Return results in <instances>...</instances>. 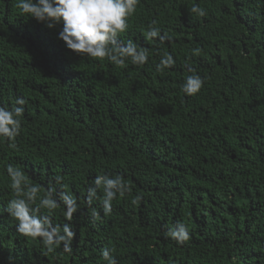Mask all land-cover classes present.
Instances as JSON below:
<instances>
[{
	"label": "trees",
	"instance_id": "trees-1",
	"mask_svg": "<svg viewBox=\"0 0 264 264\" xmlns=\"http://www.w3.org/2000/svg\"><path fill=\"white\" fill-rule=\"evenodd\" d=\"M16 2L0 0V104L28 103L16 149L0 142V209L12 196L5 163L43 187L62 176L80 208L71 255H44L0 213V264H106L109 246L118 264H264V0H140L120 38L149 60L127 68L72 53ZM154 19L170 40L143 38ZM164 52L176 64L157 73ZM188 67L205 80L195 96L181 90ZM104 173L131 191L108 216L93 201V221L83 197ZM178 220L191 231L183 246L164 237Z\"/></svg>",
	"mask_w": 264,
	"mask_h": 264
},
{
	"label": "clouds",
	"instance_id": "clouds-1",
	"mask_svg": "<svg viewBox=\"0 0 264 264\" xmlns=\"http://www.w3.org/2000/svg\"><path fill=\"white\" fill-rule=\"evenodd\" d=\"M140 0H17L16 7L20 13L42 23L48 29H56V38L67 50L89 60H107L119 68L132 66L143 67L148 63V49L135 43L132 39L123 41L121 34L128 31L129 18L137 10ZM197 17L207 15L205 8L194 3L189 10ZM145 40L164 42L171 37L162 34L154 19L142 32ZM200 48L192 49V55H199ZM176 60L169 52H164L155 65V71L162 73L171 69ZM190 74L185 77L181 85L182 92L187 96H195L204 86V78L188 67ZM28 100L24 96H17L11 105L0 104V142H6L8 147L16 149V138L21 135L25 105ZM3 172L8 177L12 196L6 201L0 213L6 211L15 221L16 233L24 238L39 240L44 255L61 249L63 253L71 255L72 242L76 235L72 223L73 214L80 208L78 197L63 189V177L53 176L47 187L38 183H29L24 169L13 163H5ZM43 187V194L42 192ZM102 189L103 197L98 195ZM131 191L120 173L114 176L107 173L97 175L92 183L86 187L83 197L90 209L93 221L102 220L100 211L92 207L93 201H98L104 216L113 210V201L119 196L123 198ZM142 199L137 195L131 201L133 205ZM60 209L64 223H53L56 211ZM164 237L183 246L191 239L189 226L183 221H176L168 227ZM101 259L106 264H118L113 249L103 247L100 250ZM15 258L8 257L12 262Z\"/></svg>",
	"mask_w": 264,
	"mask_h": 264
}]
</instances>
